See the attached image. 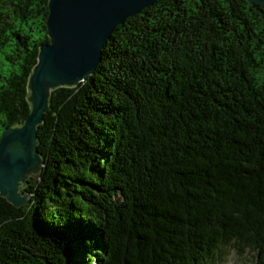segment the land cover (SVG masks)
Returning a JSON list of instances; mask_svg holds the SVG:
<instances>
[{
  "label": "trees",
  "instance_id": "trees-1",
  "mask_svg": "<svg viewBox=\"0 0 264 264\" xmlns=\"http://www.w3.org/2000/svg\"><path fill=\"white\" fill-rule=\"evenodd\" d=\"M49 12L0 0V137L32 109ZM48 99L28 202L0 192V264L264 260V3L156 0Z\"/></svg>",
  "mask_w": 264,
  "mask_h": 264
},
{
  "label": "water",
  "instance_id": "water-1",
  "mask_svg": "<svg viewBox=\"0 0 264 264\" xmlns=\"http://www.w3.org/2000/svg\"><path fill=\"white\" fill-rule=\"evenodd\" d=\"M156 0H49L50 42L41 45L30 75L32 109L22 125L8 127L0 138V192L16 204L28 202L20 181L39 171L37 124L57 86L75 85L92 73L115 27ZM264 3V0H251ZM49 89L50 92H49Z\"/></svg>",
  "mask_w": 264,
  "mask_h": 264
},
{
  "label": "rangeland",
  "instance_id": "rangeland-1",
  "mask_svg": "<svg viewBox=\"0 0 264 264\" xmlns=\"http://www.w3.org/2000/svg\"><path fill=\"white\" fill-rule=\"evenodd\" d=\"M50 90L51 89H49V92ZM3 132L1 134V137L3 135ZM38 172L39 171H31L30 174H37ZM19 182L20 185L18 188H21V185H23L22 183H24L25 181L19 180ZM17 191H20L21 195L25 194L22 192V189H17ZM27 197L29 198V194L27 195ZM213 264H264V260L259 259L258 256H256V253L249 247H246L244 244L231 241L227 246H222L220 250L216 251Z\"/></svg>",
  "mask_w": 264,
  "mask_h": 264
}]
</instances>
